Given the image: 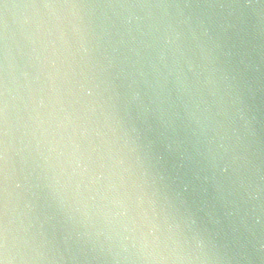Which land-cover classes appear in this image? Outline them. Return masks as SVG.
<instances>
[{
	"label": "clouds",
	"instance_id": "clouds-1",
	"mask_svg": "<svg viewBox=\"0 0 264 264\" xmlns=\"http://www.w3.org/2000/svg\"><path fill=\"white\" fill-rule=\"evenodd\" d=\"M0 264H264V0H0Z\"/></svg>",
	"mask_w": 264,
	"mask_h": 264
}]
</instances>
